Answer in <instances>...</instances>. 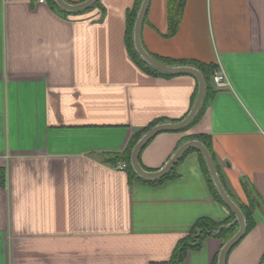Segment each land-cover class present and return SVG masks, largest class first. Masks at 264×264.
I'll return each mask as SVG.
<instances>
[{
  "label": "crops",
  "instance_id": "0c3cea01",
  "mask_svg": "<svg viewBox=\"0 0 264 264\" xmlns=\"http://www.w3.org/2000/svg\"><path fill=\"white\" fill-rule=\"evenodd\" d=\"M136 1L65 13L49 0H0V264H168L198 220H232L194 149L160 183L114 167L154 121L183 119L198 93L194 76L155 74L132 57ZM169 11L150 0L145 49L217 64L230 84L211 80L201 118L156 134L140 164L158 170L207 136L224 188L255 221L225 264H263L264 0H183L173 36ZM224 243L207 236L183 264H215Z\"/></svg>",
  "mask_w": 264,
  "mask_h": 264
},
{
  "label": "water",
  "instance_id": "95a60500",
  "mask_svg": "<svg viewBox=\"0 0 264 264\" xmlns=\"http://www.w3.org/2000/svg\"><path fill=\"white\" fill-rule=\"evenodd\" d=\"M55 3L64 11L70 13H81L89 10L98 0H84L79 3H71L66 0H54ZM150 0H142L137 12L136 20L133 27V42L134 47L139 56L153 68L169 73L172 75H192L198 81V93L194 104L189 113L181 120L176 122H160L149 130H147L135 143L130 155V163L134 172L141 178L146 180H158L166 176L181 159V157L191 148L197 149L203 156L210 177L215 185V188L222 198L224 204L235 215V221L239 227L237 231L223 244L222 249L217 258V264H225L226 258L231 249L243 238L247 228L246 218L240 206L231 198L229 193L223 186V183L218 174L214 159L207 146L198 139H192L184 142L170 157V159L158 170H146L142 167L139 161V155L143 147L158 133L163 131H177L185 128L199 112L206 94V80L204 74L195 66L187 64L170 65L165 64L156 59L149 53L141 39L142 27L149 9ZM264 264V263H263Z\"/></svg>",
  "mask_w": 264,
  "mask_h": 264
},
{
  "label": "trees",
  "instance_id": "16d2710c",
  "mask_svg": "<svg viewBox=\"0 0 264 264\" xmlns=\"http://www.w3.org/2000/svg\"><path fill=\"white\" fill-rule=\"evenodd\" d=\"M50 4L56 6L59 10L65 12V13H70L67 11H64L63 9H61L54 0H49ZM142 0H137L136 4L134 6V8L128 12L127 14V31H126V42H127V46H128V50L130 52V54L132 55V57L135 59V61L143 68H145L146 70H149L151 72H154L155 74H162L164 76H173L172 74L169 73H165V72H161L155 68H153L152 66H150L148 63H146L137 53V51L135 50L134 47V42H133V27H134V23L136 20V16H137V12L139 10L140 4H141ZM101 5V0H98L91 8L95 7V6H99ZM182 5H183V0H168V6H169V36H173L179 26V21H180V16H181V9H182ZM153 55V54H152ZM156 59H158L159 61L165 63V64H170V65H177V64H187V65H193L196 68H198L205 77L206 80V95H205V99L207 97V95L213 93L212 91V86H211V80H213V73L214 70L217 68V64H205L202 62H198L196 60H169V59H163V58H159L155 55H153ZM197 91H198V87H197ZM204 99V102H205ZM202 104L199 112L197 113V115L194 117V119L183 129L181 130H177V131H183L186 130L188 128H190L191 126H193L200 118L201 115L203 114L204 111V103ZM166 120L164 119H160V120H156L154 121L152 124H150L145 131L149 130L151 127H153L154 125L160 123V122H165ZM141 135H137L129 144L127 150L125 151L124 154H120L117 156H114V159H124V161H126V163H128V167L126 170H128V174L130 176V178L132 179H140L146 182H150V183H160L163 182L167 179H171L173 177H175L177 174L175 172V166L173 167V169L163 178H160L158 180H146L143 179L141 177H139L133 170L131 163H130V154H131V150L133 148V146L135 145V143L137 142V140L140 138ZM197 139H199L200 141H202L207 148L210 150L212 157L214 158V154L211 150V145L209 142V139L207 138V136L204 135H200V136H196ZM196 150L195 148H191L190 150ZM188 150V151H190ZM187 151V152H188ZM186 152V153H187ZM199 152V151H198ZM200 153V152H199ZM200 158L201 161L206 169V174L208 177V181L210 183V186L212 187L214 194L216 196L217 199H219L220 201L223 202L222 198L220 197V195L218 194L215 185L210 177L206 162L202 156V154L200 153ZM178 163V162H177ZM176 163V164H177ZM4 170L0 169V181L3 183L4 182ZM224 203V202H223ZM241 207V206H240ZM242 211L244 213V216L246 218V222H247V228H246V232L245 234L248 232V230L253 226V224L255 223L254 218L252 216L251 212L246 211L243 207ZM231 219L232 220H228V222H226L225 224H216L212 221H210L209 219H200L197 221V223L195 224L194 228L192 229V231L190 232V234H188L185 238H183L178 244L177 246L174 248L172 255L170 257V260L168 262V264H183V260H184V256L185 253L188 249L190 248H198L200 247L202 241L207 237V236H217V237H221L224 239V242H226L238 229L239 225L238 223L235 221V215L232 213L231 211ZM245 236V235H244ZM243 236V237H244ZM238 244V243H237ZM215 264H217V259L215 261Z\"/></svg>",
  "mask_w": 264,
  "mask_h": 264
},
{
  "label": "built area",
  "instance_id": "2783aa9c",
  "mask_svg": "<svg viewBox=\"0 0 264 264\" xmlns=\"http://www.w3.org/2000/svg\"><path fill=\"white\" fill-rule=\"evenodd\" d=\"M43 1V0H41ZM213 82L219 87V88H225L229 86L228 77L226 75V72L224 69H222L221 66L217 65V68L214 70L213 73ZM114 167L118 170H126L128 165L126 162H118L114 165Z\"/></svg>",
  "mask_w": 264,
  "mask_h": 264
}]
</instances>
